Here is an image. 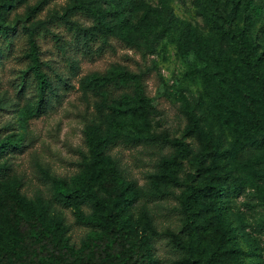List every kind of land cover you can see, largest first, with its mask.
Instances as JSON below:
<instances>
[{"label": "rangeland", "instance_id": "1", "mask_svg": "<svg viewBox=\"0 0 264 264\" xmlns=\"http://www.w3.org/2000/svg\"><path fill=\"white\" fill-rule=\"evenodd\" d=\"M8 1L4 23L14 27L30 24L28 7L43 0ZM78 1L99 10L124 42L94 62L77 57L72 86H60L61 96L44 116H34L37 87L21 83L26 62L18 51L0 52V137L11 135L14 144L25 145L0 160L9 173L2 191L19 207L11 223L14 204L0 205V264H27V253L38 255L16 227L20 218L31 219L23 200L43 211L48 226L59 224L55 242L67 264H89L94 230L81 218L100 219L112 206L66 208L57 181L70 188L90 183L107 196L110 177L136 183L124 195L134 208L121 218L143 258L150 257V236L154 253L168 257L175 252L168 236L174 240L188 230L193 264H264V0H48L51 10L43 16L63 15ZM113 62L148 74L155 106L148 120L115 117L87 96L81 77ZM190 119L197 123L194 134L187 131ZM162 135L193 148L174 170L183 184L171 181L173 175L156 176L161 158L171 154L157 140ZM136 138L142 140L136 146L124 142ZM107 148L109 154H102ZM149 188L155 194L146 196ZM217 188L222 194H210ZM40 256L43 264L62 263L53 253Z\"/></svg>", "mask_w": 264, "mask_h": 264}, {"label": "trees", "instance_id": "2", "mask_svg": "<svg viewBox=\"0 0 264 264\" xmlns=\"http://www.w3.org/2000/svg\"><path fill=\"white\" fill-rule=\"evenodd\" d=\"M10 4L8 0H0V52L4 50L7 55H12L18 51L17 57L26 62L20 78L22 85L33 84L37 87L39 102L34 115L37 118L44 116L53 100L61 96V87L69 89L72 86V73L78 67L77 57L94 62L103 59L107 54H115L118 43L124 42L123 38L116 37L115 30L102 19L99 10L86 5L85 1L69 5L63 15L55 13L43 16V12L48 8V0H43L28 7L27 19L30 24L17 23L14 27L4 23ZM232 32L236 36H247L241 29H233ZM155 77L158 81L163 80L158 74ZM80 80L87 96L108 107L115 117L131 116L139 121L148 120L155 109L148 74L130 64L113 62L105 69H90ZM3 129L0 127V133ZM187 131L191 134L197 131V123L192 119L188 123ZM90 138L94 146L100 144L94 134H91ZM157 140L171 154L161 158L160 170L156 176L169 178L173 175L176 178L171 181L183 184L181 177L176 175L174 170L180 165L178 158L185 157L193 148L182 139L169 135H162ZM124 142L133 147L142 140L125 139ZM24 146L22 143L14 144L11 135L0 137V160L5 156L14 157L24 150ZM102 154H109V148L103 150ZM8 171L10 172V169ZM7 174L9 173L0 167V205L14 204V208L9 209V221L12 223L19 207L16 201L7 197L6 191H2V177ZM124 182L119 184L115 177L108 178L104 186L108 195L105 196L100 191H95L90 183H80L70 188L63 180L57 181V197L60 204L66 208L83 205L93 207L99 204L112 206L109 214L100 219L90 215L81 218L84 225L94 230L88 243L89 264H193L185 242L190 234L188 230L181 231L174 240L172 236H168V244H171L175 251L168 257H160L154 253L152 236L147 239L150 257L143 258L136 253L129 237L125 235L121 218L122 211L131 212L134 208V203L127 202L124 195L126 188H135L136 183L128 179ZM153 194V188L146 191V196ZM210 194H222V189L217 188ZM22 203L28 209L31 219L20 218L16 227L26 235L28 242H33L32 247L38 252V255L27 253V264H43L40 254L52 253L62 258L61 264H67L55 242L59 224L54 222L48 226L43 211L32 201L23 200ZM184 212L182 211V214Z\"/></svg>", "mask_w": 264, "mask_h": 264}]
</instances>
